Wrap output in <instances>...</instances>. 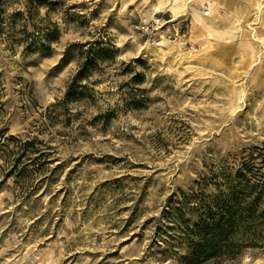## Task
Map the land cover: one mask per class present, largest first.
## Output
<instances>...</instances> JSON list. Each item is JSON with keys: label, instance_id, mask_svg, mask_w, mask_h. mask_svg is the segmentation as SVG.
Here are the masks:
<instances>
[{"label": "rangeland", "instance_id": "obj_1", "mask_svg": "<svg viewBox=\"0 0 264 264\" xmlns=\"http://www.w3.org/2000/svg\"><path fill=\"white\" fill-rule=\"evenodd\" d=\"M0 1V264H182L198 199L264 209V0Z\"/></svg>", "mask_w": 264, "mask_h": 264}, {"label": "trees", "instance_id": "obj_2", "mask_svg": "<svg viewBox=\"0 0 264 264\" xmlns=\"http://www.w3.org/2000/svg\"><path fill=\"white\" fill-rule=\"evenodd\" d=\"M2 26L0 1V29ZM97 57L99 55L92 53L91 50L84 51V60L72 83L74 93L80 77L93 66ZM20 146L28 150L31 142L27 141ZM185 203H182L183 207ZM196 207L200 209L201 214L198 220L186 229L188 251L182 259V264H202L210 260L233 259L244 248L257 245L259 228L257 221L264 218V209L259 208L257 200L247 199L246 195L238 193L233 188L226 194L221 191L211 201L198 199ZM174 209L178 210L179 207L175 206Z\"/></svg>", "mask_w": 264, "mask_h": 264}, {"label": "bare ground", "instance_id": "obj_3", "mask_svg": "<svg viewBox=\"0 0 264 264\" xmlns=\"http://www.w3.org/2000/svg\"><path fill=\"white\" fill-rule=\"evenodd\" d=\"M218 1H219L220 4L223 3V0H218ZM219 3H218V4H219ZM249 3H250V2H249ZM182 5H183V4H182ZM175 6H176V4H175ZM178 6H179V5L177 4V7H176V8H178ZM233 6H234V5H233ZM179 7H180V6H179ZM181 7H182V6H181ZM181 7H180V8H181ZM183 7H184V5H183ZM173 8H175V7L173 6ZM176 10H177V9H176ZM182 11H183V10H182ZM172 12H173V11H172ZM206 14H207V12H206ZM175 15H176V14H175ZM175 15H174V16H175ZM193 23H194V22H193Z\"/></svg>", "mask_w": 264, "mask_h": 264}, {"label": "built area", "instance_id": "obj_4", "mask_svg": "<svg viewBox=\"0 0 264 264\" xmlns=\"http://www.w3.org/2000/svg\"><path fill=\"white\" fill-rule=\"evenodd\" d=\"M205 14H206V12H205ZM157 21H159V19H156ZM156 22V21H155ZM153 24H150L149 26H152ZM149 26L148 25H146V26H144V28H149Z\"/></svg>", "mask_w": 264, "mask_h": 264}]
</instances>
